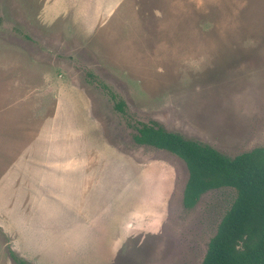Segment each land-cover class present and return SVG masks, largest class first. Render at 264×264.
Returning <instances> with one entry per match:
<instances>
[{
    "label": "rangeland",
    "instance_id": "rangeland-1",
    "mask_svg": "<svg viewBox=\"0 0 264 264\" xmlns=\"http://www.w3.org/2000/svg\"><path fill=\"white\" fill-rule=\"evenodd\" d=\"M133 114L234 157L264 147V0H0V264H201L236 199L185 208Z\"/></svg>",
    "mask_w": 264,
    "mask_h": 264
},
{
    "label": "trees",
    "instance_id": "trees-1",
    "mask_svg": "<svg viewBox=\"0 0 264 264\" xmlns=\"http://www.w3.org/2000/svg\"><path fill=\"white\" fill-rule=\"evenodd\" d=\"M85 76L111 98L137 144L168 150L185 162L189 171L183 192L185 208H193L201 195L211 189H236V199L210 239L201 264H264V147L230 157L153 119L137 118L121 93L95 71L86 69ZM11 253L18 264H28Z\"/></svg>",
    "mask_w": 264,
    "mask_h": 264
}]
</instances>
